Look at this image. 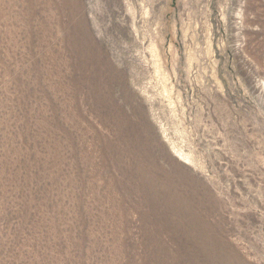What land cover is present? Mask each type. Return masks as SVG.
Segmentation results:
<instances>
[{"label":"rangeland","instance_id":"rangeland-1","mask_svg":"<svg viewBox=\"0 0 264 264\" xmlns=\"http://www.w3.org/2000/svg\"><path fill=\"white\" fill-rule=\"evenodd\" d=\"M0 264H264V0H0Z\"/></svg>","mask_w":264,"mask_h":264},{"label":"bare ground","instance_id":"bare-ground-1","mask_svg":"<svg viewBox=\"0 0 264 264\" xmlns=\"http://www.w3.org/2000/svg\"><path fill=\"white\" fill-rule=\"evenodd\" d=\"M8 4H10L8 2ZM43 8V11L45 10L44 7ZM77 9V6H74L73 5V9L72 10H76ZM28 13V12H27ZM27 13H25L24 15H27ZM6 20V23L9 22L8 19H5ZM26 21H27V18L24 17L23 18V22L26 24ZM81 45H82V51H83V54L85 55L86 57V60H87V64H88V67L91 68L93 67L95 63H97L98 61L101 62V64L104 62L101 60V51L98 50L95 45L92 43L91 41V38H90V35L88 33H85L82 37H81ZM98 62V63H99ZM104 66L108 65L106 62H104ZM103 67V66H102ZM103 72V71H102ZM113 78H116V77H120L118 73H115L114 75H112ZM109 80V79H108ZM102 84L103 86L106 88V85L107 84V79H104L102 80ZM123 87V85H122ZM105 103V102H104ZM116 121L119 123L120 119L118 118V116H114ZM185 158V157H184ZM186 159V158H185Z\"/></svg>","mask_w":264,"mask_h":264}]
</instances>
